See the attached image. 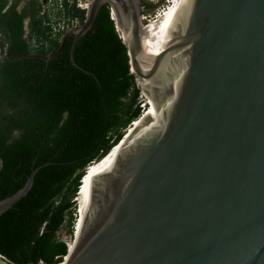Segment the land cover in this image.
Listing matches in <instances>:
<instances>
[{
	"label": "water",
	"instance_id": "1",
	"mask_svg": "<svg viewBox=\"0 0 264 264\" xmlns=\"http://www.w3.org/2000/svg\"><path fill=\"white\" fill-rule=\"evenodd\" d=\"M104 3L154 107L83 182L61 261L264 264V0H180L150 26L140 25L141 0H90L51 54L29 56L50 59L72 37V60ZM35 171L0 199V214Z\"/></svg>",
	"mask_w": 264,
	"mask_h": 264
},
{
	"label": "trees",
	"instance_id": "2",
	"mask_svg": "<svg viewBox=\"0 0 264 264\" xmlns=\"http://www.w3.org/2000/svg\"><path fill=\"white\" fill-rule=\"evenodd\" d=\"M22 1L0 0V35L8 44L0 60V199L36 171L25 195L0 214V255L14 264H57L69 245L56 232L74 229L71 199L83 174L85 182L84 168L114 147L143 106L107 3L75 41L72 60V37L45 60L29 55L51 54L60 33L50 36L38 0L18 7ZM62 12L82 23L85 10L64 2Z\"/></svg>",
	"mask_w": 264,
	"mask_h": 264
},
{
	"label": "built area",
	"instance_id": "3",
	"mask_svg": "<svg viewBox=\"0 0 264 264\" xmlns=\"http://www.w3.org/2000/svg\"><path fill=\"white\" fill-rule=\"evenodd\" d=\"M90 0H38L40 5V10L38 12L39 16L46 15L49 21L42 20V24L48 25L50 27V36H56L57 33L61 34L68 28L75 27L78 23L77 17L64 16L63 3L66 2L69 5H74L78 9L85 10L87 4ZM24 36L28 33V29L25 27V23L29 22L28 18L24 19ZM7 43L4 41L3 37L0 35V59L5 55Z\"/></svg>",
	"mask_w": 264,
	"mask_h": 264
},
{
	"label": "rangeland",
	"instance_id": "4",
	"mask_svg": "<svg viewBox=\"0 0 264 264\" xmlns=\"http://www.w3.org/2000/svg\"><path fill=\"white\" fill-rule=\"evenodd\" d=\"M177 1L178 0H143V2L146 5H141L139 7L140 11H141L140 13H141V15L146 16V18H149V22H151V20L157 19V18L161 17V15H165V11H167V13H168L170 11V9L177 3ZM25 27L28 29V22L25 23ZM147 101H149V104L146 102L143 95L140 93L138 102L141 105L144 104L142 111L144 108H145V110L143 111V113H146L149 110V108H151V104H150L151 101L149 99H147ZM133 122H134V120H132V124L127 126L126 129L130 128L131 125H134L135 123H137V121H135L134 123ZM94 165H95V162L93 164H91L89 167H87L86 178H87L91 168ZM77 198L78 197L76 196L73 199H71V201H73V203H74V208H76V209H77L78 204H79V202H77V201H79V200H77ZM76 209H75V212H76ZM77 213H76V217L79 218V209H78ZM77 222H78V219H77V221L75 220V223H77ZM74 229H76V228H74ZM74 229H73V231H74ZM56 238L58 240L63 241L64 243L68 244L69 247H71L72 241H73L72 240L73 234H72V232H70V233L67 232V227L65 225H63L62 227H60L58 229V231L56 232Z\"/></svg>",
	"mask_w": 264,
	"mask_h": 264
},
{
	"label": "bare ground",
	"instance_id": "5",
	"mask_svg": "<svg viewBox=\"0 0 264 264\" xmlns=\"http://www.w3.org/2000/svg\"><path fill=\"white\" fill-rule=\"evenodd\" d=\"M179 1L180 0H178L177 1V3L170 9V11L167 13V11H165V15H161V17H159V18H157V19H154V20H151V22H149V18H146V16H143V15H141V19H145V20H143L141 23H140V25H144V26H150V25H152V24H154V23H156L157 21H159V20H161V19H163V18H165V17H167L170 13H172L175 9H176V7H177V5H178V3H179ZM120 32V31H119ZM120 36H121V33H120ZM147 103L149 104V101H147ZM151 104V108H149V110L146 112V113H144L146 116H147V118H148V116H149V114H150V112H151V110H152V108L154 107L153 106V104L152 103H150ZM145 110V108L143 109V111ZM143 111L141 112V114L143 113ZM136 120H134V122H135ZM133 122V123H134ZM138 123V122H137ZM137 123H135L134 125H136ZM117 146H114L112 149H111V151L108 153V154H106L103 158H101L100 160H98V161H95V165L91 168V170H90V172H89V174H88V176H87V178H86V180L96 171V169L101 165V163L106 159V157L116 148ZM86 172V168H85V171H84V173ZM83 179H84V174H83V176H82V180L80 181L81 182V184L79 185V189H78V193H79V195H78V193H77V200H79V197H80V193H81V187H82V181H83ZM85 180V181H86ZM77 202H79V201H77ZM78 209H79V204H78ZM79 222H80V215H79V218H78V222L76 223V225H75V227L74 228H76L74 231H75V235L77 234V231H78V228H79ZM78 226V227H77ZM72 243H73V241H72ZM72 246V245H71ZM68 248L70 249L71 247H69L68 246ZM57 264H63V262L61 261V262H59V263H57Z\"/></svg>",
	"mask_w": 264,
	"mask_h": 264
},
{
	"label": "flooded vegetation",
	"instance_id": "6",
	"mask_svg": "<svg viewBox=\"0 0 264 264\" xmlns=\"http://www.w3.org/2000/svg\"><path fill=\"white\" fill-rule=\"evenodd\" d=\"M26 1L28 0H23L22 2L19 3L18 7H21L23 3H25ZM143 1V0H142ZM22 3V4H21ZM21 4V5H20ZM1 60V59H0ZM17 132L16 131H13L12 134H16Z\"/></svg>",
	"mask_w": 264,
	"mask_h": 264
},
{
	"label": "clouds",
	"instance_id": "7",
	"mask_svg": "<svg viewBox=\"0 0 264 264\" xmlns=\"http://www.w3.org/2000/svg\"><path fill=\"white\" fill-rule=\"evenodd\" d=\"M142 106H144V104H142ZM142 108H143V107H142ZM130 124H132V121L130 122ZM130 124H129V125H130ZM84 170H85V168H84ZM79 181H80V180H79ZM78 187H79V185H78ZM76 213H77V212H75V216H76ZM75 220H76V217H75ZM74 223H75V222H74ZM73 228H74V224H73L72 229H73ZM72 234H73V230H72ZM66 245H67V244H66Z\"/></svg>",
	"mask_w": 264,
	"mask_h": 264
}]
</instances>
